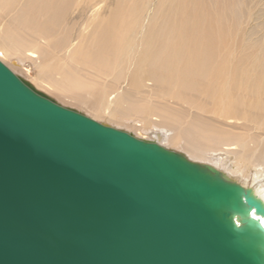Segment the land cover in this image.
Wrapping results in <instances>:
<instances>
[{"label": "bare ground", "instance_id": "6f19581e", "mask_svg": "<svg viewBox=\"0 0 264 264\" xmlns=\"http://www.w3.org/2000/svg\"><path fill=\"white\" fill-rule=\"evenodd\" d=\"M0 60L264 201V0H0Z\"/></svg>", "mask_w": 264, "mask_h": 264}, {"label": "water", "instance_id": "95a60500", "mask_svg": "<svg viewBox=\"0 0 264 264\" xmlns=\"http://www.w3.org/2000/svg\"><path fill=\"white\" fill-rule=\"evenodd\" d=\"M0 264H264V201L0 60Z\"/></svg>", "mask_w": 264, "mask_h": 264}, {"label": "rangeland", "instance_id": "374dc122", "mask_svg": "<svg viewBox=\"0 0 264 264\" xmlns=\"http://www.w3.org/2000/svg\"><path fill=\"white\" fill-rule=\"evenodd\" d=\"M6 59V61L8 60L7 58H5ZM9 61V60H8ZM9 62H11V61H9ZM6 65V64H5ZM18 70V72L20 73V75H22L23 76V78L25 79H27V78H31L32 77V72L31 71H29V70H25V68L23 67V68H18L17 69ZM25 71H27V72H25ZM16 74V73H15ZM16 75H18V74H16ZM22 76H20V77H22ZM26 76V77H25ZM59 102V101H58ZM60 104H62L63 102H59ZM68 104V103H67ZM67 104H62V105H64V106H68V107H72L71 105H67ZM72 108H75V107H72ZM75 109H77V108H75ZM83 110V109H82ZM81 112H84V111H81ZM85 114V113H84ZM90 117V116H89ZM92 118V117H91ZM94 119V118H93ZM104 121H106V122H109V118L108 117H106V118H102ZM96 120V119H95ZM98 121V120H97ZM115 124V123H114ZM123 125H120V127H122ZM124 127V126H123ZM126 127V126H125ZM124 127V128H125ZM132 131L134 132V130L132 129ZM233 167H235L234 169H239V168H237V165L235 164ZM248 168H249V170H248ZM248 168H246V171H248V172H246V173H249V171H252V170H254V168L252 167V166H249Z\"/></svg>", "mask_w": 264, "mask_h": 264}]
</instances>
